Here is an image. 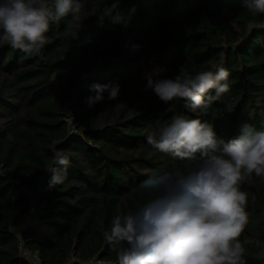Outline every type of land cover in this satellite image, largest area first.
I'll return each mask as SVG.
<instances>
[{"label": "trees", "instance_id": "1", "mask_svg": "<svg viewBox=\"0 0 264 264\" xmlns=\"http://www.w3.org/2000/svg\"><path fill=\"white\" fill-rule=\"evenodd\" d=\"M81 3L76 35L67 27L69 16L50 25L37 55L0 46V264H27L15 235L29 213L23 188L32 189L42 212L34 227L21 231L41 264H118L103 237L112 219L154 198L139 187L149 175L190 166L147 143L157 121L174 115L208 121L226 140L238 137L244 124L264 131V13L254 14L245 0ZM218 66L230 73L229 91L206 113L181 99L166 104L146 87L147 74L158 67L166 71L154 79ZM93 83L118 84L119 96L108 100L105 92L89 106ZM67 113L76 134L68 132ZM58 154L69 160L67 179L50 187L48 169L63 167L54 165ZM242 190L250 223L240 240L264 242V179L253 174ZM244 247L247 264H264L255 258L259 249Z\"/></svg>", "mask_w": 264, "mask_h": 264}, {"label": "clouds", "instance_id": "2", "mask_svg": "<svg viewBox=\"0 0 264 264\" xmlns=\"http://www.w3.org/2000/svg\"><path fill=\"white\" fill-rule=\"evenodd\" d=\"M245 5L254 14L264 13V0H245ZM82 8L81 0H55L52 7L47 0H0V46L37 55L51 24L70 16L67 27H75L77 34ZM165 71L158 67L147 74L146 87L166 104L181 99L206 113L229 91L230 73L223 66L194 76L181 70L175 78L154 79ZM89 91L95 93L88 98L92 106L105 99V92L108 100L117 99L120 86L93 83ZM147 143L190 166L149 175L139 187L155 193L154 198L112 219L103 237L118 264H247L245 243L259 249L255 258H264V242L240 240L250 223L248 193L242 185L250 183L253 174L264 179V131L244 124L238 137L226 140L208 121L174 115L170 122L157 121ZM68 164L66 156L55 157L54 165L63 167L48 169L50 187L64 183Z\"/></svg>", "mask_w": 264, "mask_h": 264}, {"label": "built area", "instance_id": "3", "mask_svg": "<svg viewBox=\"0 0 264 264\" xmlns=\"http://www.w3.org/2000/svg\"><path fill=\"white\" fill-rule=\"evenodd\" d=\"M65 120L68 125V132L69 134H76L77 130L73 122V116L70 113H67L65 116ZM4 175V173H2ZM10 181L16 182V179L13 177H9ZM43 180H40L39 187L40 189H43ZM23 190L27 193L28 195V201H29V213L25 217L24 221L18 225V227L15 229V235L17 237V242H16V248L19 257L24 259L27 264H41V258L40 256L35 252L31 251L30 249L27 248V246L24 244L22 240V235L21 231L26 228L34 227L39 220V215L42 213L41 210L38 209V204L37 201L33 197L32 189H26L23 188ZM91 264H111L109 262L103 261V260H96V261H91Z\"/></svg>", "mask_w": 264, "mask_h": 264}]
</instances>
